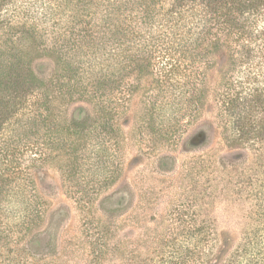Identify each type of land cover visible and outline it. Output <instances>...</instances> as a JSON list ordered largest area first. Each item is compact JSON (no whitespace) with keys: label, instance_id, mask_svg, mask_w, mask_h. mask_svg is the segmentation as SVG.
Wrapping results in <instances>:
<instances>
[{"label":"rangeland","instance_id":"rangeland-1","mask_svg":"<svg viewBox=\"0 0 264 264\" xmlns=\"http://www.w3.org/2000/svg\"><path fill=\"white\" fill-rule=\"evenodd\" d=\"M29 2L33 0H0V65L29 58L45 86L24 78L18 92L0 87V141L14 133L11 114H40L49 120L53 108L60 124L81 119L96 131V124L110 115L118 131L104 143L81 135L74 176L66 174L65 150L42 144L49 139L43 129L27 126L17 137L14 172L23 177L15 188L21 194L3 202L0 210V264H250L255 255V263L264 258V82L263 97L254 108L238 106L234 111L242 117L239 125L254 123L244 136L255 140L231 145L223 135L229 113L214 89L224 76L241 83L238 91L255 87L231 59L232 47L205 56L209 67L203 94L195 93L203 104L199 110L174 104L185 108L175 128L166 111L169 93L155 73L121 72L95 50L74 56L73 37L87 28L88 17L82 14L97 12L96 7L87 4L81 12L72 5L59 8L55 30L66 34V52L79 64L72 73L53 72L51 24L33 38L20 31V4ZM228 40L236 44L235 37ZM164 65V58L153 61L154 69ZM51 76L69 84L60 89L61 95L56 90L52 104ZM58 129L64 130L62 125ZM38 133L40 144L35 143ZM85 186L90 196L73 193ZM28 191L48 205L44 220L33 227L22 221Z\"/></svg>","mask_w":264,"mask_h":264},{"label":"trees","instance_id":"trees-1","mask_svg":"<svg viewBox=\"0 0 264 264\" xmlns=\"http://www.w3.org/2000/svg\"><path fill=\"white\" fill-rule=\"evenodd\" d=\"M87 4V7H96L98 11L82 14L88 17L87 28L78 30L80 33H75L73 37L75 42H72L71 46L75 51L74 56L82 54L85 57L87 55L85 51L95 50L106 55L105 62L111 67H116L117 70L120 69L121 72L130 74L148 69L155 73L161 79L160 83L164 91L169 93L170 99L165 102L166 111L170 113L168 120H174L175 128L180 126L182 111L185 108H173L174 104L178 106L179 103L191 104L196 110H199L200 105L203 104V102L201 104V94L197 97L195 93L200 91L203 94L205 68L209 67L207 62H203L205 56L209 57L213 53L232 47L231 59L237 66H242V71L239 70V72L246 76L247 80L250 79L255 87H247L248 90L241 92V88L239 91L237 89L241 83L229 82L226 76L222 77L219 82L220 87L216 91L214 89V92L218 96V103L224 104L225 111L228 110L230 117L223 124V135L231 145L255 140L250 136L247 138L244 136L246 132L250 133L254 130V123L253 125L248 123V127L245 124L239 125L242 117L240 114L235 117L234 111L238 106L254 108L263 97L264 0H33L32 3H22L20 4L22 9L20 21L22 22L19 27L22 35H26L23 37L33 38L37 31H42L49 24L52 26L54 42L49 50H51L53 72L60 69L61 72L72 73L76 71V64H79L76 57H70L66 52V34L55 30L56 25L59 24L54 20L55 16L60 7L72 5L77 12H81ZM74 15L78 18L80 16V14ZM92 21L94 24L88 25ZM231 37H235L234 46L228 40ZM224 41L227 42L224 44ZM23 53H25L24 50ZM156 57L164 58L163 68H153ZM108 59H111V62L107 61ZM113 59L117 62L114 63ZM57 77L51 76L48 82V90L54 93L48 100L50 104L57 99V91L61 95L60 89L69 85L52 80ZM24 78L30 79L31 83L38 87L45 86L43 79L36 76L33 62L29 58L21 60L19 64H8L6 67L0 65V87L5 84L18 92ZM100 97L103 98V96ZM40 103L36 101L37 105ZM52 108L51 105L50 110ZM55 110L53 108L50 112L49 120L44 119L40 114L28 116L23 112L11 114L8 117L9 121L12 120L10 123L13 125L14 133L11 134L12 138L0 141V210L4 207L3 202L6 203L21 194L19 189L15 188L23 177L20 173L14 172L19 164L16 162L15 152L20 148L17 137L21 138L27 126L34 128L36 126L38 132L43 129L48 134L46 137L49 139L41 143L44 146L47 145L49 150L58 149L60 152L65 150L68 155L66 174L70 172L71 176L75 175L74 169L78 159V154L74 151L80 144V147H83L82 134L95 137L98 142L104 143L110 137L114 138V134L118 131L110 115H107L103 124H96L98 128L93 131L94 126L88 129L85 121L81 119H72L60 124L59 112ZM59 125L64 128L63 132L58 129ZM58 137H61V140ZM40 139L41 135L38 133L35 143L40 144ZM69 139H73L72 144L69 143ZM86 146L89 144H85ZM48 157L52 159L50 155ZM97 181L98 179H95L93 184H97ZM92 191L95 192L97 189ZM28 192H30V201L22 221L33 227L44 220L48 205L35 191ZM90 192L89 187L85 186L81 191L73 193L76 195L79 193L78 197L85 198L91 195ZM80 207L85 210L86 203L84 202V205ZM255 258L256 255L250 260V264H257L259 261L264 264V258L260 260L257 258L256 263Z\"/></svg>","mask_w":264,"mask_h":264}]
</instances>
